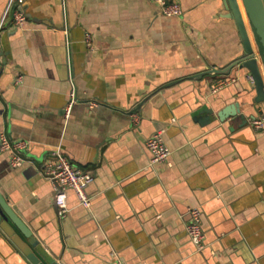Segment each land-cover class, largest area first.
I'll list each match as a JSON object with an SVG mask.
<instances>
[{"label": "crops", "instance_id": "obj_1", "mask_svg": "<svg viewBox=\"0 0 264 264\" xmlns=\"http://www.w3.org/2000/svg\"><path fill=\"white\" fill-rule=\"evenodd\" d=\"M177 1L179 18L151 0H24L16 28L0 0V134L29 144L15 169L0 150V194L56 264H264V131L251 104L216 119L254 97L245 70L226 83L213 73L241 58V40L221 0ZM155 132L170 157L151 166ZM57 147L92 177L90 209L68 191L63 218L43 175ZM194 208L198 253L185 233ZM0 264H30L1 228Z\"/></svg>", "mask_w": 264, "mask_h": 264}, {"label": "built area", "instance_id": "obj_2", "mask_svg": "<svg viewBox=\"0 0 264 264\" xmlns=\"http://www.w3.org/2000/svg\"><path fill=\"white\" fill-rule=\"evenodd\" d=\"M24 0H6V7L2 17V22L10 17L13 26L22 28L26 18L20 10V5ZM157 7L158 13L165 18H179L182 9L177 0H151ZM68 46V44L66 43ZM66 46V47H67ZM22 77H16L14 84H21ZM71 82V81H70ZM71 85V91L68 94V101L64 108V116L68 117L71 107L77 102L75 88ZM214 93L217 92V88ZM93 106V104H90ZM91 107V106H90ZM136 117L132 120L136 121ZM250 126L255 131H264V117H258L250 122ZM29 144L24 140L11 142L5 134H0V150L8 153L10 168L15 169L25 162L24 155L28 151ZM145 149L149 154V164L151 166L168 163L170 151L163 142L161 132H155L145 142ZM43 175L45 180L52 186L54 192V203L59 211L61 218L68 211L67 192L71 191L78 200V205L85 209H90L91 198L86 190L92 182V177L81 169L75 167L70 160L62 154L59 147L52 151L51 159L43 166ZM187 221L185 223V233L196 253L205 248L204 233L201 229L200 211L196 208L186 210ZM112 264H123L118 258H114Z\"/></svg>", "mask_w": 264, "mask_h": 264}, {"label": "water", "instance_id": "obj_3", "mask_svg": "<svg viewBox=\"0 0 264 264\" xmlns=\"http://www.w3.org/2000/svg\"><path fill=\"white\" fill-rule=\"evenodd\" d=\"M223 7L229 13L230 19L233 20L238 31L243 54L241 58L223 70H214L215 75L220 77L225 83L234 78L235 71H246L251 88L254 91V97L250 100H242L240 102H226L225 106L216 111V119L223 123L232 121L238 117L243 119L242 112L249 104L256 107L251 111V120H256L259 115L264 116V0H221ZM248 18L252 36L245 25L242 8ZM253 6V7H252ZM254 9V10H253ZM256 13V16L254 14ZM258 17V21H257ZM230 71H233L231 74ZM209 75V72L208 74ZM205 77H209V76ZM217 76V77H219ZM216 97V93L212 94ZM259 110V111H258ZM206 114L208 119H200L195 116L193 121L203 127L209 123V117L213 114L211 109H204L199 115ZM200 115V116H201ZM250 117V116H249ZM244 123V120L243 122ZM201 218V217H200ZM3 222V223H2ZM0 228L7 234L10 241L17 246L22 252L26 260L30 264H56L55 260L43 249L37 246L38 242L32 236V233L25 224L12 212L6 205L0 194ZM202 229V225H201ZM203 231V229H202ZM31 248H34V250Z\"/></svg>", "mask_w": 264, "mask_h": 264}, {"label": "rangeland", "instance_id": "obj_4", "mask_svg": "<svg viewBox=\"0 0 264 264\" xmlns=\"http://www.w3.org/2000/svg\"><path fill=\"white\" fill-rule=\"evenodd\" d=\"M253 7V6H252ZM254 10V9H253ZM254 14H255V16H256V13H255V11H254Z\"/></svg>", "mask_w": 264, "mask_h": 264}]
</instances>
